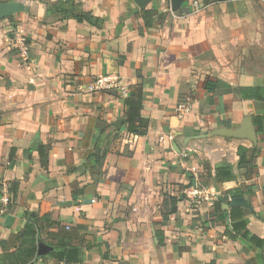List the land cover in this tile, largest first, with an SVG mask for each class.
Here are the masks:
<instances>
[{"label": "crops", "instance_id": "1", "mask_svg": "<svg viewBox=\"0 0 264 264\" xmlns=\"http://www.w3.org/2000/svg\"><path fill=\"white\" fill-rule=\"evenodd\" d=\"M10 1L25 10L0 20V238L38 216L79 235V264H264V245L228 238L229 217L213 215L225 195L245 198L249 207L235 208L264 243V101L235 92L253 87L264 97V12L253 0L200 3L198 13L194 0L176 13L154 0L146 9L166 19L148 29L132 0H74L102 28L53 13L59 0H0ZM107 74L128 92L143 85L146 135L128 133L121 94L86 91ZM248 116L257 144L212 136ZM239 147L255 148L254 162L240 165ZM218 168L231 173L218 177ZM195 182L210 202L187 199Z\"/></svg>", "mask_w": 264, "mask_h": 264}, {"label": "trees", "instance_id": "2", "mask_svg": "<svg viewBox=\"0 0 264 264\" xmlns=\"http://www.w3.org/2000/svg\"><path fill=\"white\" fill-rule=\"evenodd\" d=\"M234 0H209L207 3H223ZM155 5V3H154ZM169 9V8H168ZM170 10V9H169ZM53 13H57L63 19H75L79 23L87 22L97 28H102L104 20L95 16L91 12H79L78 6L74 0H59L55 4ZM137 15L143 20L145 28H153L157 24L165 21L166 14L160 12L158 8L139 11ZM241 96L264 101V97L256 88H237L235 90ZM144 105L143 85L137 84L129 88V96L125 99V122L127 131L130 134L144 136L149 129V120L142 114ZM47 148L40 146L38 149L39 167L46 169L49 155ZM240 165L254 162L257 157L256 149L239 147ZM97 160H95L96 162ZM97 163V162H96ZM72 170V169H71ZM70 172V170H68ZM231 173L230 168H218L216 176L227 177ZM18 183H13L11 191L17 196ZM236 195L227 194L224 199L214 203L215 223L227 222L230 219V226L227 227L225 235L228 238L236 239L241 237L257 246L264 245L262 239L253 235L248 229V220L245 217L244 210L238 208L224 209L223 203H230V200ZM173 205L176 199L171 198ZM176 212V206H173L171 213ZM55 230V231H54ZM156 244L164 245L160 232H155ZM41 238L47 244L55 247L58 251L36 261L38 238ZM80 241L79 235L73 230L62 226L58 221H48L47 217L39 218L36 216L28 222L22 230L12 234L8 239L0 238L2 253L0 254V264H44L48 260H56L58 263L79 264L83 258L84 244Z\"/></svg>", "mask_w": 264, "mask_h": 264}, {"label": "water", "instance_id": "3", "mask_svg": "<svg viewBox=\"0 0 264 264\" xmlns=\"http://www.w3.org/2000/svg\"><path fill=\"white\" fill-rule=\"evenodd\" d=\"M139 8L140 10H146L148 5L152 3L154 0H132ZM189 0H170V9L172 12L176 13L178 12L185 3H187ZM25 10V6L20 2L10 1V2H0V20L9 18L10 16L21 13ZM123 121H120L116 123L118 127H121ZM223 136V137H231L236 139H247L254 144H257L258 138H257V132L255 130V127L253 125L252 118L250 116L246 117L241 127L237 130H228V129H218L215 130L212 133V136ZM97 152L96 154H98ZM235 207H245L248 208L249 205L247 204L245 198L243 197H236L231 200L230 208ZM229 222V219H228ZM58 250L44 242L40 237L38 238V247H37V255H36V261H40L44 259L45 257L51 255L52 253L57 252Z\"/></svg>", "mask_w": 264, "mask_h": 264}, {"label": "built area", "instance_id": "4", "mask_svg": "<svg viewBox=\"0 0 264 264\" xmlns=\"http://www.w3.org/2000/svg\"><path fill=\"white\" fill-rule=\"evenodd\" d=\"M254 1V0H253ZM258 2L264 4V0H259ZM202 5L199 1L194 0L191 5L190 12L198 13L202 11ZM17 42L19 44L20 53L24 56L29 54V47L26 43L24 37L19 34L17 38ZM86 91L90 94H100L109 91H116L121 96L126 99L129 96V92L126 88L121 84L119 76L116 74H107L100 77H97L93 80L90 85L86 88ZM176 112L180 115L184 113H188L189 109L184 106H179L176 109ZM184 194L187 199L196 206H202L204 203L210 202L213 198V194L208 190L201 188V186L195 182L194 185L189 186V188L184 190ZM5 202L8 201V198L4 199ZM67 229H69L67 227ZM55 264H66V263H55Z\"/></svg>", "mask_w": 264, "mask_h": 264}, {"label": "rangeland", "instance_id": "5", "mask_svg": "<svg viewBox=\"0 0 264 264\" xmlns=\"http://www.w3.org/2000/svg\"><path fill=\"white\" fill-rule=\"evenodd\" d=\"M190 1V0H189ZM188 1V2H189ZM201 4H207V2H209V0H198ZM236 1V0H235ZM252 1V0H251ZM259 0H254L252 2L255 3V7L258 8V10H261V12H264V4L258 2ZM167 5H168V8L170 9V0H167ZM181 10V9H180Z\"/></svg>", "mask_w": 264, "mask_h": 264}]
</instances>
